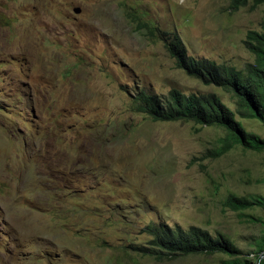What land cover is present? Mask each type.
Wrapping results in <instances>:
<instances>
[{
	"label": "rangeland",
	"instance_id": "1",
	"mask_svg": "<svg viewBox=\"0 0 264 264\" xmlns=\"http://www.w3.org/2000/svg\"><path fill=\"white\" fill-rule=\"evenodd\" d=\"M263 16L229 0H0V264H222L219 252L141 253L158 222L261 255L264 203L223 202L264 198V147L216 156L220 127L155 120L136 94L213 92L235 109L231 92L177 66L164 38L243 69ZM239 115L264 139L261 121Z\"/></svg>",
	"mask_w": 264,
	"mask_h": 264
},
{
	"label": "trees",
	"instance_id": "2",
	"mask_svg": "<svg viewBox=\"0 0 264 264\" xmlns=\"http://www.w3.org/2000/svg\"><path fill=\"white\" fill-rule=\"evenodd\" d=\"M229 1L234 10L248 4L251 8L264 7V0ZM164 40L167 51L175 57L178 67L204 84L231 92L236 98V108H229L213 92L184 96L177 90H171L166 100H160L156 94L140 91L136 94L139 109L155 120L186 119L220 127L224 135L213 149L216 156L235 144H240L244 149L260 150L264 147V139L247 132L236 119L238 113L240 118L255 117L264 124V16L259 29L248 30L243 40V46L253 54V61L246 63L243 69L187 55L181 39L176 34H171ZM223 203L239 211L254 204H263L264 198L228 193ZM147 230L151 238L149 244L142 246L140 251L158 260L173 259L179 255H209L219 252L226 256L222 259V264H264V252L250 258L248 252L221 233L212 235L200 227L190 226L183 229L167 225L165 222L149 224ZM255 245L257 249L264 247V236L258 238Z\"/></svg>",
	"mask_w": 264,
	"mask_h": 264
},
{
	"label": "water",
	"instance_id": "3",
	"mask_svg": "<svg viewBox=\"0 0 264 264\" xmlns=\"http://www.w3.org/2000/svg\"><path fill=\"white\" fill-rule=\"evenodd\" d=\"M73 11L74 12H78L79 11V8L78 7H75V8H73Z\"/></svg>",
	"mask_w": 264,
	"mask_h": 264
}]
</instances>
